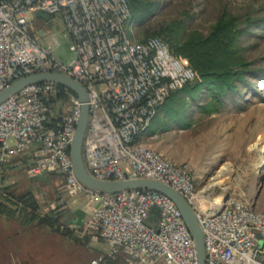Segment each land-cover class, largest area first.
<instances>
[{"label": "built area", "instance_id": "2783aa9c", "mask_svg": "<svg viewBox=\"0 0 264 264\" xmlns=\"http://www.w3.org/2000/svg\"><path fill=\"white\" fill-rule=\"evenodd\" d=\"M62 24L73 60L53 56L52 36L34 34L30 15ZM127 0H0V92L34 74H59L88 95V123L82 144L87 173L101 182L153 181L168 186L190 207L203 235L205 264H264V213L243 195L197 191L186 165L174 164L141 143L169 96L199 80L187 59L172 54L156 37L136 39ZM67 91V90H66ZM68 92V91H67ZM59 87L44 83L0 104V175L11 160L28 178L59 174L63 195H84L80 239L103 242L107 255L87 264L122 258L124 264H198L193 239L174 204L146 190L108 195L84 188L74 177L70 147L80 115L72 93L58 100ZM210 200L205 195L209 194ZM51 206L56 216L66 210ZM156 221L146 225L150 214Z\"/></svg>", "mask_w": 264, "mask_h": 264}, {"label": "rangeland", "instance_id": "374dc122", "mask_svg": "<svg viewBox=\"0 0 264 264\" xmlns=\"http://www.w3.org/2000/svg\"><path fill=\"white\" fill-rule=\"evenodd\" d=\"M149 1L156 5V11L142 27L132 25L136 39L150 37L157 26L176 20L183 21L185 33L195 31L206 36L221 14L227 12L241 24L245 20L257 22L247 31L241 46L247 61L264 68V0ZM29 20H33L32 15ZM62 31V24L57 20L40 34L48 38L54 36L58 40L59 46L54 49L53 56L67 65L74 56L69 51V41L62 37ZM43 44L48 46L51 41ZM238 86L240 95L228 96L219 112L211 116H202L198 110L208 101L205 93L194 100L164 108L151 123L152 133L146 131L140 141L168 161L186 165L197 191L219 178L215 182H221L220 186L211 190L217 196L222 193L243 195L253 210L264 213V85L249 76L246 85ZM258 162L263 166H257ZM43 177L28 178L20 165L4 167L0 175V190L9 188L12 198L32 196L39 213L50 217L56 216L51 206L58 208L60 202L72 211L87 202L84 195L73 199L64 197L62 178ZM156 219L157 213L152 212L146 225L151 226ZM67 230L71 233L63 237L59 232L45 229L47 241L53 237L62 238L60 252L57 250L58 242L55 243V264L58 261L60 264H87L97 255H107L108 248L103 242L80 239L70 229ZM52 233H55L53 237ZM54 262L47 261L46 264Z\"/></svg>", "mask_w": 264, "mask_h": 264}, {"label": "trees", "instance_id": "16d2710c", "mask_svg": "<svg viewBox=\"0 0 264 264\" xmlns=\"http://www.w3.org/2000/svg\"><path fill=\"white\" fill-rule=\"evenodd\" d=\"M127 1L132 14V24L136 27H142L156 11V5L149 0ZM255 23L257 22L245 20L241 24L237 18L223 12L210 27L206 36L195 31L185 33L183 21L176 20L157 26L150 37H156L168 45L173 55L187 59L199 77L198 81L189 83L181 90L172 93L158 110L157 115L174 103H185L188 99L194 100L205 93L208 101L199 106L198 110L202 116H211L219 112V108L223 107L228 96L240 95L238 85H246L249 76L264 85V68L256 67L255 62L247 61L241 46V40ZM67 93L69 92L59 87L58 100L65 101ZM151 127L150 124L148 132ZM19 162L25 165L27 158L22 157ZM48 176L61 178L57 175ZM45 183L48 184L49 181ZM0 211L18 215L17 219L21 222L59 232L63 237L71 233L63 227L59 216L50 217L40 214L32 196L22 195L12 198L9 188L0 190ZM103 264H124V261L122 258H117L106 260Z\"/></svg>", "mask_w": 264, "mask_h": 264}, {"label": "water", "instance_id": "95a60500", "mask_svg": "<svg viewBox=\"0 0 264 264\" xmlns=\"http://www.w3.org/2000/svg\"><path fill=\"white\" fill-rule=\"evenodd\" d=\"M36 19L48 22L51 17L36 13ZM54 84L60 88L67 90L75 95L81 105L80 115L75 127L73 141L70 147V158L72 163V171L75 179L86 189L113 195L123 191L129 190H146L156 192L167 197L179 211L181 218L188 229L196 250L197 263L205 264V251L203 245V235L198 225V222L187 203L171 188L153 181H119V182H101L93 179L86 171L82 159V144L88 123V95L86 90L78 82L59 74H34L23 77L14 81L3 91L0 92V104L5 102L8 98L18 95L22 90L29 86L39 84ZM44 175L39 176L38 179H43ZM37 179V178H36ZM47 180H44L46 182ZM207 200L211 199L210 193L205 195ZM63 227H73L81 229L85 212L82 209L72 211L66 209L60 214Z\"/></svg>", "mask_w": 264, "mask_h": 264}, {"label": "crops", "instance_id": "0c3cea01", "mask_svg": "<svg viewBox=\"0 0 264 264\" xmlns=\"http://www.w3.org/2000/svg\"><path fill=\"white\" fill-rule=\"evenodd\" d=\"M34 15L32 20L34 34L44 43L42 41L43 35L40 32L48 29L52 22L59 19L51 18L45 22L36 19ZM14 165H20L19 160H11L5 167L10 168ZM17 216L9 214L7 211H0V264H46L47 261L54 262L55 243L58 242L57 250L60 252L62 238H54L53 234L55 233H52L53 239L51 234H48L51 239L47 241L45 229L39 228L36 224L29 225L21 222Z\"/></svg>", "mask_w": 264, "mask_h": 264}, {"label": "bare ground", "instance_id": "6f19581e", "mask_svg": "<svg viewBox=\"0 0 264 264\" xmlns=\"http://www.w3.org/2000/svg\"><path fill=\"white\" fill-rule=\"evenodd\" d=\"M257 166H259V167L263 166L262 165V162H258L257 163ZM215 180H219V178L214 179L213 180V183H211L210 185H208L204 190L211 191L215 187L220 186L221 182H215ZM224 191H226V190H224ZM220 202H221V197L216 196L215 197V204H219Z\"/></svg>", "mask_w": 264, "mask_h": 264}]
</instances>
